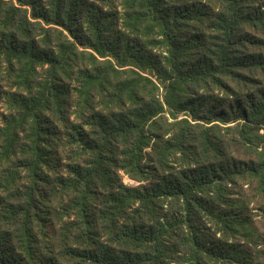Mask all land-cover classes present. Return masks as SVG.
<instances>
[{"label":"trees","instance_id":"trees-1","mask_svg":"<svg viewBox=\"0 0 264 264\" xmlns=\"http://www.w3.org/2000/svg\"><path fill=\"white\" fill-rule=\"evenodd\" d=\"M0 264H264V0H0Z\"/></svg>","mask_w":264,"mask_h":264},{"label":"rangeland","instance_id":"rangeland-1","mask_svg":"<svg viewBox=\"0 0 264 264\" xmlns=\"http://www.w3.org/2000/svg\"><path fill=\"white\" fill-rule=\"evenodd\" d=\"M124 181H125V182H129V183H133V181L129 180V179L126 178V177H124ZM246 181H247V182H246ZM246 181H245V187H246L248 184H251V183H252V184H253L252 188L255 189V192L261 191L260 188L256 191L258 185H257V183L254 182V180H252V179L249 178V179H247ZM259 202H260V200L257 201V202L254 203V204L251 203V205H252L253 207H255V206H257V205L259 204Z\"/></svg>","mask_w":264,"mask_h":264}]
</instances>
